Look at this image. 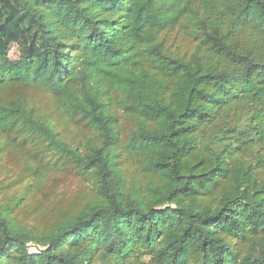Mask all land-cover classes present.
Masks as SVG:
<instances>
[{"label":"trees","instance_id":"1","mask_svg":"<svg viewBox=\"0 0 264 264\" xmlns=\"http://www.w3.org/2000/svg\"><path fill=\"white\" fill-rule=\"evenodd\" d=\"M0 174V264H264V0H0Z\"/></svg>","mask_w":264,"mask_h":264},{"label":"rangeland","instance_id":"2","mask_svg":"<svg viewBox=\"0 0 264 264\" xmlns=\"http://www.w3.org/2000/svg\"><path fill=\"white\" fill-rule=\"evenodd\" d=\"M170 38V35H169ZM168 38V39H169ZM173 48H177L178 52H191L194 46V42L191 40V38L183 36L182 34L173 33L171 36V41ZM9 56L11 59H15L18 57V49L17 46L11 45ZM9 180L8 177H5L4 174H0V202L2 203V192L4 191L2 187H6ZM56 184H58V192L57 194L51 199V202L55 205L54 210L58 209H65L66 207L78 203L82 200V198L85 195V187L83 185V182L81 180H78L76 178L72 177H60L58 178ZM21 187H17L16 192L20 193ZM31 202H36V200H31ZM46 206L51 207L50 204L46 203ZM24 216V215H23ZM23 216L17 215L16 218L19 222L23 221ZM25 220V219H24ZM27 223L31 224L32 220L29 218L26 220ZM31 251H36V248L34 245H30Z\"/></svg>","mask_w":264,"mask_h":264}]
</instances>
